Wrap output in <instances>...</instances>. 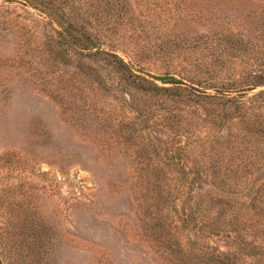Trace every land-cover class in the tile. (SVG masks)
<instances>
[{"label": "trees", "instance_id": "trees-1", "mask_svg": "<svg viewBox=\"0 0 264 264\" xmlns=\"http://www.w3.org/2000/svg\"><path fill=\"white\" fill-rule=\"evenodd\" d=\"M180 2L155 23L129 0H0L37 12L17 56L36 88L103 157L130 161L161 264H264V37L235 34L224 6L193 33Z\"/></svg>", "mask_w": 264, "mask_h": 264}, {"label": "rangeland", "instance_id": "rangeland-1", "mask_svg": "<svg viewBox=\"0 0 264 264\" xmlns=\"http://www.w3.org/2000/svg\"><path fill=\"white\" fill-rule=\"evenodd\" d=\"M173 2L181 4L129 0L138 17L155 23L171 20ZM182 4L193 9V33L205 30V6H224L235 34L264 37V0ZM36 13L0 3V155H5L0 157V249L11 254V264H161L141 230L128 158L103 157L64 119L60 105L36 88L17 59L31 38ZM142 67L159 71L154 61ZM258 181L264 182V171Z\"/></svg>", "mask_w": 264, "mask_h": 264}]
</instances>
